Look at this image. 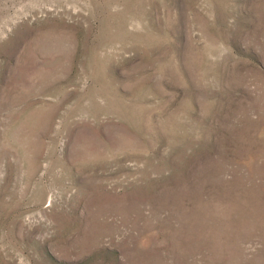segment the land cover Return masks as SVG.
<instances>
[{"label":"rangeland","instance_id":"obj_1","mask_svg":"<svg viewBox=\"0 0 264 264\" xmlns=\"http://www.w3.org/2000/svg\"><path fill=\"white\" fill-rule=\"evenodd\" d=\"M0 264H264V0H0Z\"/></svg>","mask_w":264,"mask_h":264}]
</instances>
